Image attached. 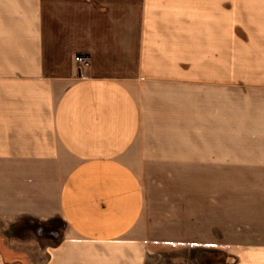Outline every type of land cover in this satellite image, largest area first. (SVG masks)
I'll return each instance as SVG.
<instances>
[{"label": "crops", "instance_id": "0c3cea01", "mask_svg": "<svg viewBox=\"0 0 264 264\" xmlns=\"http://www.w3.org/2000/svg\"><path fill=\"white\" fill-rule=\"evenodd\" d=\"M207 177L264 204V0H0V264H158L204 230L156 205ZM53 220L49 247L15 234Z\"/></svg>", "mask_w": 264, "mask_h": 264}, {"label": "rangeland", "instance_id": "374dc122", "mask_svg": "<svg viewBox=\"0 0 264 264\" xmlns=\"http://www.w3.org/2000/svg\"><path fill=\"white\" fill-rule=\"evenodd\" d=\"M205 182L206 194L204 193L200 198L203 197L206 204L156 205L153 213L157 214L160 222L164 223L160 225V230H163L160 233L166 232L171 225L176 224L177 226L180 220L183 222L189 218L191 222H197L199 219L200 225L182 224V229L192 227L194 230L197 229L195 230L197 232L199 227L200 231L204 230L202 233L194 234L195 236L200 235L202 240L170 242L169 247H163L165 252L160 251L158 264H217L224 258L225 246L228 243L264 240V204H245L246 192H248L246 187H238L240 199L232 201L229 186L225 185V189H228V194L225 195L226 193L222 194L223 192H220L218 187L216 188L215 177H207ZM195 199L198 200V196ZM19 223L21 225L17 230L15 229L16 235L36 237V224ZM57 223V225L61 224L60 221ZM50 239L49 237L42 239L41 246L45 244L49 247L55 244L54 239Z\"/></svg>", "mask_w": 264, "mask_h": 264}, {"label": "water", "instance_id": "95a60500", "mask_svg": "<svg viewBox=\"0 0 264 264\" xmlns=\"http://www.w3.org/2000/svg\"><path fill=\"white\" fill-rule=\"evenodd\" d=\"M60 220H53L51 222H48L46 225H42V226H38V224H36L37 226V230H36V237H40V238H51L54 239L55 244L59 242V240L61 239V235H62V222L60 225H57ZM40 228V230H39ZM50 239V240H51Z\"/></svg>", "mask_w": 264, "mask_h": 264}, {"label": "built area", "instance_id": "2783aa9c", "mask_svg": "<svg viewBox=\"0 0 264 264\" xmlns=\"http://www.w3.org/2000/svg\"><path fill=\"white\" fill-rule=\"evenodd\" d=\"M75 60L79 63H82L84 65H88L89 64V57L84 55V54H78L75 57Z\"/></svg>", "mask_w": 264, "mask_h": 264}]
</instances>
